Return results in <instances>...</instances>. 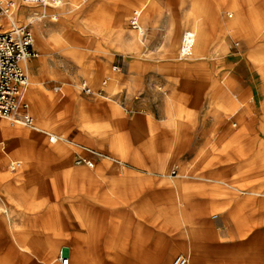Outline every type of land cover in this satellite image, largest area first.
Listing matches in <instances>:
<instances>
[{"label": "crops", "instance_id": "1", "mask_svg": "<svg viewBox=\"0 0 264 264\" xmlns=\"http://www.w3.org/2000/svg\"><path fill=\"white\" fill-rule=\"evenodd\" d=\"M123 1L126 3L123 13L121 0L101 1L102 7L99 9L102 11L109 8L113 13L100 16L99 22L114 24L116 29L99 32L102 39L120 38L117 37L120 33L117 29L127 23L124 13L129 12L138 2ZM253 1L256 0H144V4L139 5V9L143 8L144 11L141 17H144L143 38L137 34L135 38L140 43H144L143 39H146L147 48L143 54L147 58H136L140 51L133 48L135 58L132 66L126 61L124 53L114 55L112 72L118 77L115 78L112 74L105 76L102 84L106 89L101 88L95 92L91 86L92 93L82 89L85 94L81 96L83 101L79 108L81 126L76 129L75 134H69L70 137L65 136L67 132L50 133L35 126L29 97L30 83L28 99L34 126L26 127H33L41 133L45 131L49 135L50 144L38 143L39 133H33L29 129L12 131L11 135L16 137L11 138L9 144L16 142L19 150H27L24 152L29 153L27 156L14 157L2 140L5 151L0 153V171L13 173L24 170V173L20 177L23 179L21 185L12 186L13 182L9 188L3 187V196L0 195V207L7 206L15 213V217H8L7 220L0 215V264H37L31 256L22 254L20 258L15 253H25V249L35 248L36 245L29 242L39 243L43 248L38 254L31 251L38 257H45L49 252L46 261L48 264L51 262L52 249L58 248L59 242L63 240L70 245L63 247L81 248L74 260L80 252L85 256L84 248L91 249V246L99 249L100 258L104 257L102 249L106 247L132 248L133 243H113L130 240L126 237L133 239V233L127 230L125 218L135 213L148 219L157 217V207L165 206L166 203L171 205L170 216L176 214L189 220L183 227H179L177 238L178 249H181L185 246L183 233L190 232L188 239L191 235L189 247L192 249L188 253H181L188 256L190 263L264 264V226L256 223L260 216H264V209L261 210L264 202L257 203L264 200V194L262 191L239 190L240 192L234 191L237 193L233 192L230 197L226 196L225 189H233L234 185L242 183L244 177L240 174L232 175L233 165L219 164L210 156H205L207 152H217L220 149L217 135H214L215 128L223 135L220 142L222 148L230 142L233 145L236 137V140L247 137L250 129L235 131L224 124L225 112L232 109L234 101L225 91L226 85L223 87L218 82L215 60L194 58L190 62L176 64L169 58L167 49V41L178 38L187 19L191 17L205 24L206 33L209 29L210 39H214L218 33L216 29L213 30L212 24H229L235 20L249 24L247 10ZM65 3L70 6H65L61 15L72 18L73 2L65 0ZM231 3H235L238 12L236 16H230L223 10V7ZM19 6L28 7L25 3H19ZM97 8L96 0H92L87 6L90 12ZM52 13H56L58 19L59 14L54 11ZM90 25L98 26L95 22ZM45 27L47 38L48 35L62 34L61 21L58 27L47 24ZM117 46L121 47L120 44ZM38 51L40 52L39 49ZM218 56L219 53H216L215 57ZM33 59L23 63L28 77L39 69V61ZM108 62L106 59L105 66ZM114 66L118 68L114 70ZM242 68L245 70L241 76L242 88L246 86V90L249 86H244V79L249 69L244 63ZM119 84L123 86L122 89L110 94L107 87H118ZM35 86L34 84L32 88ZM59 87L64 94L57 90L58 87L55 90L60 99H63L66 91L63 85ZM98 96L111 97L114 104H102L98 101ZM241 104L243 106L244 102ZM113 107H117V114L111 113ZM119 107L125 110V115ZM102 108H106V111ZM220 122L221 126L217 127L216 124ZM110 130L113 131L114 139L110 137ZM54 135L57 140L51 141L50 137ZM78 137L92 146L80 143L76 140ZM255 150L259 153L263 150L264 153V145L259 143ZM80 158L91 160L93 166L79 163ZM11 160L22 162L16 171L8 168ZM262 172L259 165V174L250 177L252 182L255 181L257 185L264 182ZM98 176L106 180L113 178L115 187L108 185L104 191H98V187H94L96 191L91 190L94 182L101 183ZM1 181H5L3 174H0ZM62 187L66 189L65 197L60 193ZM63 197L66 200L65 216L60 218L58 211H52L51 203ZM238 198L247 204L241 206L235 201ZM89 200H96L97 203L91 204ZM133 200L137 202L133 203ZM257 204H261V208H255ZM113 205L115 208H112ZM0 212L6 216V211ZM126 222L132 223L130 220ZM40 225L45 228L43 231L38 228ZM145 234V239H148L150 230ZM93 235L96 238L91 240ZM136 246L155 245L144 243ZM64 252L67 250L61 251ZM70 252L71 250V262ZM164 258L161 254L159 259H148L145 262L163 263ZM111 262L98 259L94 264Z\"/></svg>", "mask_w": 264, "mask_h": 264}, {"label": "rangeland", "instance_id": "2", "mask_svg": "<svg viewBox=\"0 0 264 264\" xmlns=\"http://www.w3.org/2000/svg\"><path fill=\"white\" fill-rule=\"evenodd\" d=\"M91 1L92 0H72V18H67L60 13V10H64L66 8L65 6H70L69 3H64L62 7L60 6L55 10L52 8L48 10L47 17H44L42 21H45L47 25L52 27H58V23L61 21V24L63 26L62 35L65 37V39H62L61 42H55L50 38L48 40H44L38 37L33 28V22L31 20L29 21V19L25 16L29 8L21 6L22 9L21 7L18 9L19 13H24V17H21V23H19L18 25L26 23H29V25H31L35 35V46L40 50V56L33 59V61H39V69L36 70L34 75L29 74L31 83L29 97L32 102V113L35 117V126L37 128L39 127V130L43 129L46 132L57 134H65L67 132L65 136H72L73 133L75 134L76 129H80L79 126H81V122L79 121V108L80 103L83 101L81 96L85 94V92L82 91L83 82H86L87 84L92 86L95 92H97L99 89L104 88L102 83L105 76L112 74L115 78H117L118 76H116L112 72V65L115 54L124 53L126 56V61L132 66L134 63L133 59L135 58L133 57V48L140 51L139 56L136 58H147V56L143 54L147 48V41L144 38V43L137 42L135 37L139 28L133 29L131 25V19L134 16V9L139 8L141 5H143L144 0H138V2H136V4L132 6L129 12L124 13L127 23L122 25L121 30H123V33L125 35L116 40L102 39V35L98 34L99 32H105L106 30H116L114 28V24H104L99 22L101 21L100 16L111 15L113 11L109 8H104L101 11V9L99 8L102 7V0H96L98 8L95 11L90 12L88 11L87 6ZM121 4L123 13L126 9V3L121 0ZM78 5L79 7H77ZM20 10L25 12H21ZM53 11L59 14L57 20H53V18L50 16ZM143 13V8H141L137 13V16L140 17L139 23L141 25H143L142 23L144 17L141 19ZM247 15L249 16L250 20L249 24L257 25L254 28H250V30L248 26L249 24H245L246 27L232 29L231 32H227L225 34L226 43L229 49L227 55L222 56V53L220 52L219 56L215 57L216 50H209V60H215L218 66V74L216 73L218 82L220 85H223V87H225L224 85H226L225 91L230 97H232L234 101L232 109H228L225 112L224 124L229 125L231 128L235 129V131L237 129H250V134H248L247 137L238 140H236V137L233 145L231 144L232 142H230L222 148V146H220V142L223 139V135H220L219 131L215 128L214 135H217V142L220 147L219 151L207 152L206 154L202 153L203 155L205 154V156H210L213 161H217L219 164L223 163L229 164L230 166L233 165L234 168H232V175H241V177H244L242 183H237L236 185H234L236 188L233 187V189H225L224 194L228 197H230L234 191L239 190H250L253 192L262 191V194H264V182L257 185L255 181L252 182V179L250 178L252 176L255 177V175L259 174V165L263 170L261 174H264V153H262L263 150L260 153L255 150L259 143L264 145V98L262 97L263 94H259L258 91L254 90L257 86V78L258 76H260L261 72L254 71L248 68L245 64V62H251L252 57L260 56V51L256 49L255 40L261 36L260 30H262L261 27L264 26V0L253 1L250 4L249 9L247 10ZM232 16H236V13L234 12ZM93 22H95L98 27H101V29L99 28L98 30L97 28L91 27L90 23ZM1 28H5V26ZM212 28L213 30L216 29V31L218 32L216 37L214 39H210L209 29L206 35L209 45L213 46L218 39L220 25L212 24ZM48 37H50V35H48ZM180 41L181 33L179 34L178 38H170L167 41V49L170 53L169 58L171 59V61L176 64H182L190 62L189 60H194V58H183L179 56ZM138 43L140 46L138 45ZM117 44H120L121 47L117 46ZM241 48H243L242 52L239 53V50L241 51ZM109 54H111L110 58H108ZM106 59H108L109 62L105 66ZM243 63L249 69V73H246V77L244 79L246 81V84L244 83V86H249L246 90V86L242 88L241 76L242 71L244 70V68H242ZM33 79L37 80L34 89L32 88L34 86V84L32 83ZM221 81H223L224 83H222ZM60 85H63V88L66 91V96L63 99H60L59 94L55 90ZM122 87L123 86L119 84L118 87L109 86V88L107 87V89L110 94H114L119 92ZM98 101H101L102 104L106 105L114 104V102L111 101V97L106 98L103 96H98ZM39 102L40 104L38 105L37 103ZM242 102H244L243 106L241 104ZM119 108L125 115V110L122 107ZM102 110L106 111V108H102ZM111 110V113L113 114H117L118 112L117 107H113V109ZM109 115L112 116L111 114ZM235 123L237 124L236 126L234 125ZM5 124L9 125V122ZM216 126L220 127L221 122L217 123ZM15 128H17V130L29 129L33 133H39L37 142L41 144H50L49 135L45 134V131L41 133L39 130L34 129L33 127H26L22 125H15ZM110 133V137H113L114 135L112 130H110ZM15 137L16 135H10L3 138V135H0V141L3 140L6 142L8 150L14 157H23L29 155V153L24 152L27 150H19L16 142L14 144H9V140H11V138L14 139ZM114 138L115 137H113V139ZM76 140H78L80 143H86L89 146H92L91 143L85 142V139H83L82 137H78L76 138ZM258 161H260V163H258ZM23 173L24 170H18L13 173H10L6 170L0 171V174L5 175V181L0 182V195L3 196L2 188L5 186L8 188L11 187L13 182L14 183L12 186H14L15 184L21 185L23 179L20 177H22L21 174ZM97 179L101 183L97 184V181L94 182L91 189L93 191H96L94 187H98V191L107 190L105 189V187L108 185L115 187L113 178L106 180L105 178L98 176ZM65 191L66 189L64 187L60 189L61 196L65 197ZM227 191H229V193ZM235 193L237 192H234V194ZM64 197L58 201H54L51 203L52 211L54 213L58 211V215L60 218H64L65 216L66 200L64 199ZM235 201L241 204V206H243V204H247L246 201L243 202L240 198ZM88 202H90L91 204L97 203L96 200H89ZM135 202L137 201L133 200V203ZM263 202L264 200L257 201V203ZM131 206L132 205H130V207ZM257 207L261 208V204H257L255 208ZM112 208H115V205H113ZM157 209L159 210V215H156L157 217H149V219H152L153 221H150L147 217L141 216L137 213L125 218L124 222L127 224V230L133 233V239L131 237H126V239L128 238L130 240H121L113 243H133L132 248L106 247L102 249L104 257L100 258L98 256L99 249L97 247L91 246V249L84 248L85 256L82 252H80L77 255L76 260H74L75 254L77 253V251H80L81 248L75 246L63 247L65 245L70 246L68 244L69 242L63 240L59 242L60 246L58 248H55V252H53L50 264H60V255L66 254L69 256L70 250V264H78L81 262H85V264H94V261L98 259H106V261L108 260V262L113 261L109 264H163L145 262V260L148 259H159L161 257V254H163L164 257L169 258V264H173V259L176 255L181 253H188L192 249L191 247H189V239H191V235L188 239L190 232L186 234L183 233L182 238L185 237V246H183V248L181 249H178L177 230L179 229V227H183V225H185V223H187L189 220L185 217H179L176 214L175 216H170L171 205H168L167 203L165 206H158ZM263 209L264 205H262L261 210ZM0 210L6 211V216L5 214H2L0 212L1 217L5 218L6 220L8 217H15V213L13 211H10L7 206H1ZM128 220H130L132 223L128 224L126 222ZM256 223H259L260 226H264V216H260L259 222L256 221ZM38 228L42 231L45 229L41 225L38 226ZM148 230H150L151 235H148V239H145V236H147L145 233H147ZM95 238L96 237L93 235L90 239L93 240ZM131 240H133V242H131ZM144 243H152L155 246H136ZM29 244H35V248L38 252L43 251V248L40 247L39 243V246L36 242H29ZM60 249L62 251L63 249H65L67 250V252L60 254ZM45 251H48V249H45ZM15 253L18 254V257L20 258H22V254H25L27 257L31 256L37 264H48L46 261L49 252L46 253L45 257H43V255H41L42 257L40 255L38 257V255L33 254L29 249H25V253ZM126 260H131L132 262L129 263ZM12 264L15 263L12 262ZM189 264H193V262Z\"/></svg>", "mask_w": 264, "mask_h": 264}, {"label": "built area", "instance_id": "3", "mask_svg": "<svg viewBox=\"0 0 264 264\" xmlns=\"http://www.w3.org/2000/svg\"><path fill=\"white\" fill-rule=\"evenodd\" d=\"M22 1L27 5L49 8H57L62 3V0ZM18 7L17 0H0V20L15 14ZM51 16L57 19L56 13H51ZM131 25L136 29L140 27L138 16L132 17ZM39 56L40 52L35 47L34 33L29 24L13 25L8 29L0 28V124L2 121H7L12 125L34 126V117L28 99L30 81L23 63ZM117 68L118 66L113 67L114 70ZM82 89L87 93L93 91L87 83H83ZM57 90L64 94L60 87ZM50 140L55 141V136H51ZM4 151L5 143L0 141V153ZM78 162L93 166V162L89 159L80 158ZM21 164L19 160H11L8 168L10 171H16ZM60 262L69 264L70 257L62 254ZM189 263L188 256L184 254H178L173 259V264Z\"/></svg>", "mask_w": 264, "mask_h": 264}, {"label": "bare ground", "instance_id": "4", "mask_svg": "<svg viewBox=\"0 0 264 264\" xmlns=\"http://www.w3.org/2000/svg\"><path fill=\"white\" fill-rule=\"evenodd\" d=\"M19 3H21V5H22L24 2L22 0H19ZM62 3L59 5V7L60 6L62 7L64 5L65 0H63ZM20 7L21 6H19V8ZM27 8H29V10L25 16L29 19V21L30 20L33 21V28H34L38 37H40L41 39H44V40H48L50 38V39H53L55 42H61L62 39H65V37L62 34H54L53 36H50L49 38H47L45 35L46 22L44 21L45 22L44 23L42 20L44 17H47V12L51 8L43 7V6H35V5H28ZM140 9L139 8L135 9L134 16H137V13L139 12ZM223 10H225V12L227 14H229L230 16H232L234 14V12L236 14L238 13L236 11L235 3H231L230 5L223 7ZM61 12H62V10H60V13ZM21 17H24V13L21 14V13H19V10H17L15 12V14H13L7 18H4L3 20L1 19L0 28L5 26L4 29H8L13 25H18L19 23H21L20 22ZM139 19H140V17H139ZM2 21H3V25H2ZM187 21L188 22L186 23L185 27L182 30L181 41H180V46H179L180 47L179 56L183 57V58L185 57V58H205L206 59V58L210 57V55H209L210 49L216 50V53L221 52L222 56L227 55L229 49H228V46L226 43L225 34L227 32L228 33L231 32L232 29H236V28H240V27H246L244 23H239L236 20L233 21V23L220 24L218 39H217L215 45L212 46V45H209V42L207 39L205 24H203L202 22H200L197 19H194L192 17L187 19ZM256 25L257 24H255V25L249 24L248 26L250 29V28H254ZM92 27L97 28L99 30L98 26H92ZM143 27L144 26L140 24L139 30L136 33L141 38H142ZM261 28H262V30H260L261 36L258 39H256L258 41L255 40L256 49L260 51V53H259L260 56L259 57H252L251 62H249V63L245 62V64L248 68H250L254 71H260L261 72L260 76H258V78H257V83H256L257 86H256V89H254V90L258 91L259 94H263L262 97L264 98V89H263V84H264V26H262ZM118 31H120V33L117 34V37H121V36L125 35L123 33V30L119 29ZM34 37H35V35H34ZM26 63H28V62H25V64ZM25 69H26V67H25ZM32 83H34L36 85L37 80L33 79ZM5 123H7V121H3L0 124V126H1L0 127V135H3V138L10 136L12 131L17 130V128H15V125H12L10 123H9V125H7ZM16 125H18V124H16ZM54 136H55V140H56L57 136L56 135H54ZM54 250L55 249H52V253H50V256L51 255L53 256V252H55ZM30 251L38 254V251L35 248L30 249ZM61 251L62 250L60 249L59 252L61 253ZM163 264H169V258L165 257Z\"/></svg>", "mask_w": 264, "mask_h": 264}]
</instances>
